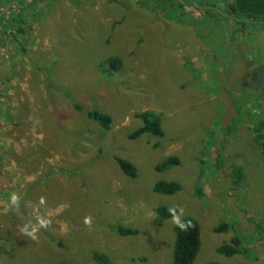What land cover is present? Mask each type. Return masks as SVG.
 <instances>
[{"label":"rangeland","instance_id":"obj_1","mask_svg":"<svg viewBox=\"0 0 264 264\" xmlns=\"http://www.w3.org/2000/svg\"><path fill=\"white\" fill-rule=\"evenodd\" d=\"M237 1L30 0L2 16L25 24L0 44V264H172L185 218L201 227L194 264H264V21ZM147 111L165 136L130 140ZM170 157L180 165L158 172ZM160 181L183 190L156 195ZM160 206L175 216L156 227ZM235 236L248 256L219 255Z\"/></svg>","mask_w":264,"mask_h":264},{"label":"trees","instance_id":"obj_2","mask_svg":"<svg viewBox=\"0 0 264 264\" xmlns=\"http://www.w3.org/2000/svg\"><path fill=\"white\" fill-rule=\"evenodd\" d=\"M26 0H0V13L7 5L12 2H17L19 5H23ZM35 3L44 4L45 0H34ZM17 8V7H16ZM236 14L241 18H248L253 21L263 20L264 21V0H238L235 5ZM21 12V11H20ZM25 21L22 17H17L15 14H8L0 20V44L9 42V39L13 37L10 31L16 28L17 33H23L22 25ZM239 25L244 22H238ZM107 70L109 72H118L120 62L115 59L108 60L106 62ZM88 118L97 124H99L105 132L110 131L112 120L110 116L103 114L98 111H92L89 113ZM141 121L142 126L136 130L133 134L129 135V139L136 141L141 139L143 136H153L157 138H163L165 132L162 126V116L151 111L140 113L136 116ZM258 135V134H257ZM263 136L258 135L256 141L260 142ZM263 149L264 155V143L260 144ZM120 170L123 174L131 179H136L138 175L137 168L128 160L122 158H116ZM180 165V160L176 157H170L161 162L156 170L160 173H165ZM235 185L239 186L244 179V172L242 168H235L233 171ZM202 177H200L201 180ZM200 180L195 187V195L200 199L203 198V186H201ZM183 187L176 182L160 181L155 184L153 192L156 195L163 197H173L181 193ZM155 226L163 227L166 222L173 219L175 216L174 212H171L166 206H160L156 211ZM230 226L226 223L218 226L214 229L215 234H222L228 232ZM260 233L264 234V227L258 228ZM120 236H131L134 237L138 234L136 230L128 228H116ZM175 244L173 249V260L172 264H194L200 251H201V227L200 224L193 218H185L178 222L174 228ZM264 241V238H263ZM217 253L227 258H234L236 256H248V250L243 246V240L239 236H235L229 244H224L217 249ZM93 260L97 264H110L109 258L106 255L98 252L93 253ZM218 264V263H209Z\"/></svg>","mask_w":264,"mask_h":264},{"label":"water","instance_id":"obj_3","mask_svg":"<svg viewBox=\"0 0 264 264\" xmlns=\"http://www.w3.org/2000/svg\"><path fill=\"white\" fill-rule=\"evenodd\" d=\"M30 0H26L25 5L24 6H20L17 2H13L11 4L8 5V7L5 9V11L0 15V19L2 18V16L13 6H19L21 8L27 7L29 5Z\"/></svg>","mask_w":264,"mask_h":264}]
</instances>
